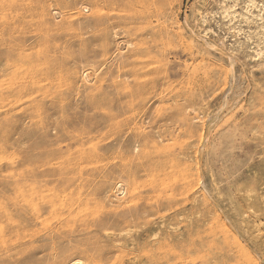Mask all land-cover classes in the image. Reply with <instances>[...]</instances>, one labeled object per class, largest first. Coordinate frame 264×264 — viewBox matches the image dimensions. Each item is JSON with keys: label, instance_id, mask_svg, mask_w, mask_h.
Listing matches in <instances>:
<instances>
[{"label": "rangeland", "instance_id": "374dc122", "mask_svg": "<svg viewBox=\"0 0 264 264\" xmlns=\"http://www.w3.org/2000/svg\"><path fill=\"white\" fill-rule=\"evenodd\" d=\"M14 1L0 0V264H16L21 196L51 198L88 223L138 208V221L106 226L156 250L173 230L156 251L164 264H264V58H254L264 22L240 16L248 0ZM233 4L237 17H225ZM185 20L241 57L235 78ZM39 215L38 230L49 222ZM242 217L259 222L257 235ZM88 236L69 250L55 239L56 255L48 246L36 260L119 263L116 252L99 261L105 240Z\"/></svg>", "mask_w": 264, "mask_h": 264}, {"label": "bare ground", "instance_id": "6f19581e", "mask_svg": "<svg viewBox=\"0 0 264 264\" xmlns=\"http://www.w3.org/2000/svg\"><path fill=\"white\" fill-rule=\"evenodd\" d=\"M14 1V0H13ZM170 1V0H168ZM175 1V0H174ZM8 2H11V1H8ZM16 2V1H14ZM159 3V2H158ZM259 3V2H258ZM171 4V3H170ZM247 8H246V11L244 12H241L240 13V16L245 18V21L247 23L251 22V21H254V17H256L255 19H257L256 22H264V17H263V14L261 13L262 10H259L260 13L256 14L252 11V7H258V5H255L256 4V1L255 0H248L247 1ZM14 5V4H12ZM14 7V6H13ZM12 7V8H13ZM236 7V4H233V5H230L229 7L227 5H225L224 7V11H225V17H231V16H236L237 13L233 10V8ZM15 8V7H14ZM30 9V8H29ZM236 9V8H235ZM233 10V11H232ZM15 11H17L15 9ZM198 14L201 13V16L202 19L205 21V16L202 15V12H200V9L198 8L197 9V12ZM237 17V16H236ZM188 19V18H187ZM195 23V22H194ZM185 24L188 28V31L190 32L192 38L194 40H198L199 42H201L206 48L210 49V50H213L219 54H222L226 57V61H228V65L230 66V69H231V72H232V76L233 78H235V71H236V68H237V64H239L240 61H242L241 57H239V55H237L236 53H228V52H225L224 50H222V48L220 47V44L219 42H217L218 40L217 39H213L211 37H208L207 34H200L197 32L196 28H193L189 25V22L188 20H185ZM185 26V25H184ZM27 27V25H26ZM3 29V28H2ZM5 32L8 31V30H4ZM4 33V32H3ZM7 33V32H6ZM11 35V34H10ZM12 36V35H11ZM9 37V36H8ZM16 37V36H15ZM13 38V36H12ZM11 38V39H12ZM15 38H13V41H14ZM18 40V39H17ZM6 41H9V40H6ZM12 41V42H13ZM16 41V39H15ZM7 44V42H6ZM9 44V42H8ZM14 44V43H13ZM17 44L18 41H17ZM20 45V44H19ZM9 46V45H8ZM5 47V46H4ZM14 48V47H13ZM1 49V47H0ZM3 49V47H2ZM9 49V48H8ZM11 49V48H10ZM16 49V48H15ZM7 50V49H6ZM45 50V49H44ZM1 51V50H0ZM14 51V50H13ZM12 52V51H11ZM8 53V52H7ZM10 53V52H9ZM14 53V52H13ZM2 54H5V51L4 53ZM15 54V53H14ZM21 54V53H20ZM18 54V55H20ZM257 57H254L255 60L257 61H263V53L261 51H258L257 53ZM8 55V54H7ZM14 56V55H13ZM25 56V55H24ZM12 57V56H11ZM4 58V57H3ZM9 58H10V55H9ZM17 59V58H16ZM2 60V59H1ZM8 61V60H7ZM6 61V62H7ZM22 61V60H21ZM29 61V60H28ZM24 62V61H23ZM31 62V61H30ZM35 63V62H34ZM8 64V63H6ZM27 64V63H26ZM29 64V62H28ZM3 65V64H1ZM10 65V64H9ZM19 65H20V62H19ZM22 65V64H21ZM30 65V64H29ZM35 65V64H34ZM4 66V65H3ZM8 66V65H7ZM32 66V65H30ZM29 66V68H30ZM10 67V66H9ZM14 67V66H13ZM1 68V67H0ZM17 68V67H16ZM25 68V67H24ZM33 68V67H32ZM21 69V68H20ZM2 70H3V67H2ZM6 70V69H4ZM35 70V68H34ZM39 70V69H38ZM7 71V70H6ZM12 71V70H11ZM26 71V70H25ZM36 71V70H35ZM41 71V70H40ZM9 72V71H8ZM7 72V73H8ZM14 72V71H12ZM38 72V71H37ZM3 73V72H2ZM6 73V72H5ZM18 73V72H17ZM22 73V72H21ZM27 73V71H26ZM35 73V72H33ZM13 74V73H12ZM1 75V74H0ZM15 75V74H14ZM34 75V74H33ZM11 76V75H10ZM19 76V75H18ZM23 76V75H22ZM5 77V76H4ZM86 77L88 78L89 77V74L87 73L86 74ZM10 78V77H8ZM16 79V78H15ZM37 79V78H35ZM18 80V78H17ZM235 80V79H234ZM16 81V80H15ZM17 88V87H15ZM13 90V89H12ZM11 90V91H12ZM10 91V90H9ZM15 91V90H13ZM17 91V90H16ZM20 92V91H19ZM18 92V93H19ZM11 93V92H10ZM16 93V92H15ZM13 93V94H15ZM22 93V91H21ZM19 93V94H21ZM15 96V95H13ZM17 96V94H16ZM215 115V114H214ZM210 116V115H209ZM218 118V117H217ZM67 135V134H66ZM65 135V136H66ZM68 137V135L66 136ZM47 140V139H46ZM48 143V142H47ZM53 143V142H52ZM54 151V150H53ZM56 151V150H55ZM83 155H81L82 157ZM64 157H67L66 155ZM67 159V158H66ZM70 163V162H69ZM74 163V162H73ZM24 178V177H23ZM203 183V182H202ZM118 186L120 188H123V183L122 182H118L117 183ZM124 193V191L122 192V194ZM35 196V195H34ZM55 196V195H54ZM50 197V196H49ZM53 198V197H52ZM37 198H32V197H28V198H25L24 196H21L20 200L18 201L19 205L21 206V209L19 208L18 209V219L17 221L19 222L17 225H18V231H17V235L15 236V240L13 241V244L14 246L16 247H19L20 249L16 251V255H17V258L14 259L15 260V263L16 264H34L35 262L37 263H41V260L40 258L36 260V254L37 253H44L49 247H51L53 245L54 249L52 251V253H54L56 255V251L58 250L55 246V239H59L61 241V244H65L67 243V247H68V250H69V247L70 249L72 248L71 247V243L73 242L75 246H79V245H82V244H88L86 243L87 241L84 240L86 238H82L81 237H84V236H87L89 237L88 235H92L94 233H99L100 235H102V237L104 238L105 242L104 244H107L106 242L110 243V245L106 246L103 244L102 247H100V253L99 255L97 253H95L97 255V258L98 260L100 261L101 258H103L102 260H104L105 258L103 257V254L105 253H112V252H116V253H119L121 256L118 257L119 258V263L118 264H164V262L167 261L166 259V255H164L163 253V256L160 252L156 253V251H160V250H163V248H166V247H169L171 246L172 243H170L171 241H173V237H175V235L172 233V232H168L166 237L164 236V238H162L163 240H161V245L157 247L158 250L153 249L154 246H152V248L150 247H145V246H142L140 244H138L137 242V238L134 237L131 242V243H127L126 240H122L119 239V237H121L123 234H128L129 232H131V230H124V231H121V236L117 237L115 236L116 234L110 230L106 225L107 223L110 221V220H113V221H118L120 220L121 218L124 220V221H130V220H137L140 216V214L138 213L139 210L137 208V210H132V209H128L127 211L123 212V213H120L118 210H114V211H111V213H109L106 217H104V219H101V220H94V222L92 223H88V222H85V218H80L78 216V212H74L72 210H65L64 208L61 209V211H56V207L54 205V201L49 198V199H45V198H41L40 202H37L36 201ZM252 199H253V191L252 189L250 188H246V201H247V206L250 210H252L253 212L256 213L255 211V208H254V205H252ZM39 200V198H38ZM36 206L39 207V210L36 209ZM132 207V206H131ZM139 207V206H138ZM128 208V207H127ZM134 208V207H133ZM158 208V207H157ZM164 208V207H162ZM144 209V208H143ZM160 209V208H159ZM257 209V207H256ZM153 212V211H152ZM39 213H41L43 216L45 215H49L47 219H49V222L46 223V225L41 229H36L35 226L36 224H39L41 223L40 222V215ZM107 213V212H106ZM149 214V213H148ZM155 214V213H154ZM241 214V213H240ZM85 215V214H84ZM103 215V214H102ZM145 215V214H144ZM156 215V214H155ZM245 216V215H244ZM165 217V216H164ZM56 218V220L54 219ZM101 218V217H100ZM103 218V217H102ZM173 218V217H172ZM46 218H43L42 220L43 221H46L47 220ZM241 219V218H240ZM122 220V221H123ZM164 221V219H162ZM138 221V220H137ZM146 221V220H145ZM161 221V220H160ZM167 221V220H166ZM53 222V223H52ZM84 222L86 224H84ZM121 222V221H120ZM241 222L244 224H246V226L250 229H247V231H252L251 233H253V235H257L260 231V224L259 222H256V221H250L248 220L247 221V218L245 217H242L241 219ZM45 223V222H44ZM44 223H41V224H44ZM140 223V222H139ZM154 223V222H153ZM164 224V222L162 223ZM160 224V226L162 225ZM109 225V224H108ZM156 225V224H154ZM166 225V223H165ZM193 225V224H192ZM191 225V226H192ZM75 226H78L79 228L75 230ZM151 226V225H150ZM163 226V225H162ZM168 226V224H167ZM171 226V225H169ZM196 227V226H195ZM39 228V227H38ZM112 228V227H110ZM172 228V227H171ZM175 228V227H174ZM178 228V226L176 227ZM188 228V227H186ZM185 228V229H186ZM191 228V227H190ZM236 228V227H235ZM17 229V228H16ZM15 229V230H16ZM148 229V228H147ZM162 229V228H161ZM166 229V228H165ZM169 229V228H167ZM195 229V228H193ZM245 229V228H244ZM120 230V229H119ZM159 230V228H158ZM134 231V230H133ZM160 231V230H159ZM246 231V232H247ZM175 232V231H174ZM15 233V232H14ZM136 233V232H135ZM182 233V232H181ZM194 233V232H193ZM118 234V233H117ZM131 234V233H129ZM126 235V236H129ZM163 234V233H162ZM1 235V234H0ZM120 235V234H118ZM178 235H182L183 234H178ZM186 235V234H185ZM243 235V234H242ZM96 236V235H95ZM125 236V238H126ZM132 236V235H131ZM153 236H158L159 237V232H155ZM177 236V235H176ZM192 236V235H191ZM162 237V236H161ZM178 237V236H177ZM91 238V237H90ZM94 238V237H92ZM98 238V237H97ZM151 238V237H150ZM160 238V237H159ZM176 238V237H175ZM192 238V237H191ZM89 239V238H87ZM173 239V240H172ZM189 239V238H188ZM44 240H52L50 245L46 244V243H43L42 241ZM102 240V239H100ZM99 240V241H100ZM156 240V239H155ZM192 240V239H191ZM42 243H41V242ZM97 241V240H95ZM45 242V241H44ZM48 242V241H47ZM66 242V243H65ZM152 242V241H151ZM177 242V241H176ZM182 242V241H180ZM191 242V241H190ZM189 242V243H190ZM50 243V242H49ZM96 243V242H94ZM188 243V242H187ZM195 243V242H194ZM90 244V243H89ZM92 244V243H91ZM155 244V243H154ZM95 245V244H94ZM98 246V244H96ZM180 245V244H179ZM184 245V244H183ZM182 245V247H183ZM187 245H190V244H187ZM186 245V246H187ZM195 245V244H193ZM199 245V244H197ZM49 246V247H48ZM58 246V245H57ZM73 246V245H72ZM100 246V245H99ZM98 246V247H99ZM201 246V245H200ZM203 246V245H202ZM201 246V247H202ZM67 247H65L63 245V249H62V254H64L66 252L65 249H67ZM189 247V246H187ZM200 247V248H201ZM77 248V247H76ZM174 248V247H173ZM7 249V248H6ZM51 249V248H50ZM79 249V248H77ZM81 249V248H80ZM79 249V250H80ZM87 249V248H86ZM96 249V248H95ZM4 248H1L0 249V252L3 251ZM67 250V251H68ZM91 250V249H90ZM90 250L87 252L88 254L90 253ZM98 250V249H96ZM169 250H171L169 248ZM51 251V250H50ZM76 251V250H75ZM93 251V249H92ZM91 251V252H92ZM168 251V249H167ZM176 251V250H175ZM56 252V253H55ZM70 252V251H69ZM82 252V251H81ZM86 252V251H85ZM152 252V253H150ZM61 253V252H60ZM77 253V251H76ZM151 254V255H149ZM168 254V252H167ZM11 254L9 253L7 256H10ZM61 255V254H60ZM74 255V254H73ZM93 255H94V251H93ZM106 255V254H105ZM104 255V256H105ZM184 255V254H183ZM191 255V253H190ZM189 255V256H190ZM38 256V255H37ZM66 256V255H65ZM92 256V255H91ZM147 257V258H151L150 260L145 258L146 260H143L144 257ZM173 256V255H172ZM14 257V256H13ZM44 257V256H43ZM60 257V256H59ZM58 257V258H59ZM68 257V256H67ZM115 257V256H114ZM176 257V256H175ZM178 257V256H177ZM7 258V257H5ZM70 258V256L68 257ZM92 258V257H91ZM90 258V259H91ZM96 258V257H95ZM113 258V257H112ZM1 261L3 259L4 261V258L1 257L0 258ZM47 259V258H46ZM94 259V258H93ZM114 259V258H113ZM116 259V258H115ZM13 260V261H14ZM52 262L51 264H57V262L53 259V257L51 258ZM57 260V259H56ZM97 260V259H95ZM148 260V261H147ZM2 261V262H3ZM98 261V262H99ZM43 262V261H42ZM50 262V261H49ZM47 261V264L49 263ZM65 262V261H64ZM84 261H82L80 258L79 259H73L67 263V264H83ZM103 262V261H102ZM36 263V264H37ZM46 263V261H45ZM115 263V262H114ZM117 263V262H116ZM44 264V263H43ZM85 264V263H84ZM103 264V263H102ZM176 264V263H175Z\"/></svg>", "mask_w": 264, "mask_h": 264}]
</instances>
